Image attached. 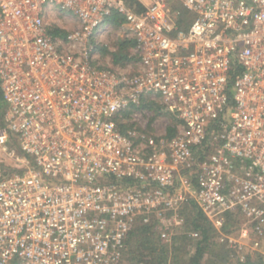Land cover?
<instances>
[{
  "label": "built area",
  "instance_id": "2783aa9c",
  "mask_svg": "<svg viewBox=\"0 0 264 264\" xmlns=\"http://www.w3.org/2000/svg\"><path fill=\"white\" fill-rule=\"evenodd\" d=\"M116 28L136 60L102 67ZM144 102L174 136L120 131ZM192 201L264 258V0H0V264H121L139 216L170 241Z\"/></svg>",
  "mask_w": 264,
  "mask_h": 264
},
{
  "label": "trees",
  "instance_id": "16d2710c",
  "mask_svg": "<svg viewBox=\"0 0 264 264\" xmlns=\"http://www.w3.org/2000/svg\"><path fill=\"white\" fill-rule=\"evenodd\" d=\"M132 1V0H131ZM191 14L182 10L180 16V25L186 30L191 19ZM116 27L121 23V19L114 15L110 20ZM54 35L65 36L64 31H55ZM134 40L122 39L116 46L115 51L107 47H100L103 55L111 56L114 67L124 68L128 64L135 62L136 57L132 50L135 48ZM147 110L162 114L161 109L153 104L144 102L139 107H132L123 113L124 120L119 121V129L123 134L128 130L135 128L136 125L131 120V115L136 110ZM175 128H170L168 136L175 135ZM188 209L191 211L188 212ZM182 213L185 215L186 222L182 232H176L170 241H164L157 229V220L152 219L150 223H144V216H139L131 231L128 233L123 250L122 263L126 264H264V258L244 252V260L241 255L228 248L225 244L218 242V233L214 225L201 212L194 201L184 206ZM239 216L229 214L228 222L224 228L233 227L232 224L241 225L242 219ZM239 221V222H238ZM240 223V224H239ZM240 229V226H234L233 231ZM193 233H198L194 238ZM121 263V264H122Z\"/></svg>",
  "mask_w": 264,
  "mask_h": 264
},
{
  "label": "rangeland",
  "instance_id": "374dc122",
  "mask_svg": "<svg viewBox=\"0 0 264 264\" xmlns=\"http://www.w3.org/2000/svg\"><path fill=\"white\" fill-rule=\"evenodd\" d=\"M121 35H122V33L120 32V29L116 28L115 30H113V32L110 34V36L105 41V43L107 44V48H109L111 51H115L116 46L118 45L119 41L123 39ZM99 57H100L99 63L102 67H108V66L114 67L113 59L111 56L101 54ZM159 112L160 111H158V113H154V112L143 113V114H141L140 117H137V121L134 123L136 126H139V124L145 125L148 130L152 131V133H157V134H163L166 132L168 133L170 128H175V126H177L178 121L175 118H173L172 116L168 117L166 114H163V113L159 114ZM16 148L19 149L18 144H16ZM189 204L190 203L186 204L185 206H187ZM182 210H183V207L180 210V213H181V215H183L185 217V215L182 213ZM190 211L191 210L188 209V212H190ZM240 218L241 217L239 216L238 220H240ZM232 225H233V227L228 228L227 231L223 230V233L232 237V238H237V236L239 235V233L241 231V225H238V223L232 224ZM234 226L235 227L240 226V229L233 231ZM184 227H185V225L181 229H178L176 232H182ZM217 233H218V242H220V240H219L220 234H219L218 230H217ZM194 234L195 233H193L192 236ZM194 238H197V237H194ZM246 254L247 253H245V255ZM245 255L240 256L241 260H244ZM122 264H126V263H122Z\"/></svg>",
  "mask_w": 264,
  "mask_h": 264
},
{
  "label": "crops",
  "instance_id": "0c3cea01",
  "mask_svg": "<svg viewBox=\"0 0 264 264\" xmlns=\"http://www.w3.org/2000/svg\"><path fill=\"white\" fill-rule=\"evenodd\" d=\"M240 217H241L240 219H242V221H241V228H242V225H243V222H244V218L242 216H240Z\"/></svg>",
  "mask_w": 264,
  "mask_h": 264
}]
</instances>
